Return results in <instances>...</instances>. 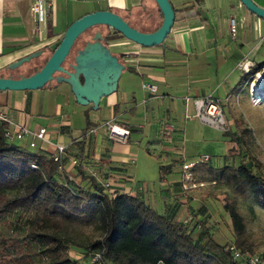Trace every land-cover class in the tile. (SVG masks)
I'll return each mask as SVG.
<instances>
[{
	"label": "crops",
	"instance_id": "obj_1",
	"mask_svg": "<svg viewBox=\"0 0 264 264\" xmlns=\"http://www.w3.org/2000/svg\"><path fill=\"white\" fill-rule=\"evenodd\" d=\"M48 1L47 21L38 24L29 0H0V72L12 67L13 73L26 75L51 56L71 23L97 10H112L142 31H153L163 21L155 0ZM253 1L264 8V0ZM171 2L176 19L164 44L144 46L103 25L79 38L84 37L77 51L102 32L112 56L113 83L97 73L83 74L79 66L80 81L89 82L95 94L60 73L40 89L0 90V112L33 131L47 129V139L35 149L29 148V138L15 144L51 157L58 144L66 146L63 178L83 188L91 186V178L99 184L111 181L112 194L139 196L163 215L185 221L192 214L210 227L196 191L187 193L183 187L182 166L201 154L194 135L199 133L197 142H203L207 133L213 137L217 132L195 116L201 104L195 101L210 95L224 100L239 90L241 76L264 57V18L241 0ZM231 17L238 21L236 37L230 33ZM189 115L193 123L187 121ZM110 119L130 130L125 140L109 135L103 124ZM210 229L221 243L233 239L232 233Z\"/></svg>",
	"mask_w": 264,
	"mask_h": 264
},
{
	"label": "trees",
	"instance_id": "obj_2",
	"mask_svg": "<svg viewBox=\"0 0 264 264\" xmlns=\"http://www.w3.org/2000/svg\"><path fill=\"white\" fill-rule=\"evenodd\" d=\"M159 11L163 16L160 7ZM76 53L75 45L66 67ZM47 60L36 63L26 75L39 71ZM263 69L264 60L255 62L236 89ZM13 71L7 67L0 77L21 75ZM5 127L0 121V224L11 231L0 230V264H244L233 257L229 246L253 253L261 246L249 230L240 202L252 200L264 209L263 164L242 153L254 136L238 117L223 133L229 134L232 149L239 150V164L199 161L189 169L197 182L226 186L233 194L227 207L233 239L226 243L194 216L192 221H180L163 215L139 196L108 193L93 178L89 188L74 184L62 177L53 157L6 139ZM160 170L164 175V167ZM88 226L101 234L83 242ZM72 247L82 248L83 256L73 258ZM97 254L101 260L93 262Z\"/></svg>",
	"mask_w": 264,
	"mask_h": 264
},
{
	"label": "rangeland",
	"instance_id": "obj_3",
	"mask_svg": "<svg viewBox=\"0 0 264 264\" xmlns=\"http://www.w3.org/2000/svg\"><path fill=\"white\" fill-rule=\"evenodd\" d=\"M83 38L84 37L80 39L78 45L81 44ZM262 60H264V57H262L261 61ZM260 73L264 77L263 69L261 72L250 77L246 86L241 90L239 89L235 91L230 98L224 100L221 99L222 102L224 101L223 104L226 107L224 114L227 125L223 123V126L225 127L222 126V129L217 127V125H220L216 122V127L213 128H215V131L217 132L213 137L212 134L207 133V141L197 142L199 133L194 135L197 143L195 145L197 146L196 150L201 154L204 151H207L206 153L211 156L209 161L211 164H214L215 166L226 164L237 166L239 164V150L232 149L233 143L229 139V134L221 132L231 129L234 119L238 117L252 130L254 136V140L248 143L250 148L244 147L242 153H244L246 157L253 156L261 161L264 170V88L256 89L255 86V83L260 80V77L258 76ZM202 113H204V111H202ZM195 116L201 119L198 115V111H196ZM188 117L190 118H188L187 121L193 123V116L189 115ZM195 121V123H198L197 119ZM188 139L190 143L191 139L193 140V137L191 136ZM201 154L198 155L196 161L202 157ZM183 183H187L184 181V178ZM187 185V188L183 186L187 193L193 190L196 191V194L200 197V200L206 209V222L209 223L210 227L215 229V231H222L225 235H231V222L227 207L232 201L233 194L229 188L216 184L197 182L194 177L190 183H187ZM240 206L248 220L249 230L261 241V246L255 253L264 256V209L253 203L252 200L241 201ZM189 216L193 215L190 214ZM188 217L186 220H188ZM0 230L3 232L11 231L7 224H0ZM100 234V231L93 226H88L83 230L82 240L83 242H88L100 237ZM71 254L73 258L77 259L78 257L83 256V249L80 247H72ZM85 264L87 263L85 262Z\"/></svg>",
	"mask_w": 264,
	"mask_h": 264
},
{
	"label": "water",
	"instance_id": "obj_4",
	"mask_svg": "<svg viewBox=\"0 0 264 264\" xmlns=\"http://www.w3.org/2000/svg\"><path fill=\"white\" fill-rule=\"evenodd\" d=\"M163 13V21L158 29L154 31H142L136 27H133L126 19L120 14L109 10H97L88 13L78 19H76L68 27L62 41L58 47L54 50L51 56L48 58L45 65L37 72L31 75H20L18 78L13 75L8 77H0V90H31L40 89L52 82L56 78V74L63 73L69 76V78L75 82L82 91L91 93L92 87L89 82L82 83L79 78V67L83 65V74L100 73L103 68L102 65L91 66V61H99L105 57H111L110 50L102 43L86 41L84 46L77 51L75 57L76 65L71 63V67H74L75 72H71L65 67V62L71 54L78 39L85 34L88 30L96 26H107L114 30L119 31L127 39L134 41L144 46H155L164 44V41L170 34L173 24L176 19L175 8L171 0H155ZM242 3L253 13L261 18H264V8L257 5L253 0H241ZM96 37L103 38L101 31H97ZM98 45H101L100 47ZM99 47V48H98ZM109 51V54L107 53ZM28 58L27 60H30ZM117 61V59H114ZM93 92V91H92ZM79 101L82 99V95H78ZM98 97H94V101ZM82 102V101H81ZM88 102V100H83Z\"/></svg>",
	"mask_w": 264,
	"mask_h": 264
},
{
	"label": "built area",
	"instance_id": "obj_5",
	"mask_svg": "<svg viewBox=\"0 0 264 264\" xmlns=\"http://www.w3.org/2000/svg\"><path fill=\"white\" fill-rule=\"evenodd\" d=\"M29 2L31 5V11L35 17L36 22L38 24H45L47 21V16L50 12L49 1L48 0H29ZM229 29L233 37H236L238 35L239 27H238V21L236 17H231L229 19ZM146 87L151 90L155 89V86L152 84H147ZM195 102L196 104H198V102L201 103L199 104V107H198V115L203 121H205L206 123H208L209 125L213 127H216L215 124L217 122L220 125V126L217 125V127H220L221 129L224 124L227 125L225 114H224V111H225L224 104L220 98L210 95L205 100H196ZM202 111H204V113H202ZM0 121L6 123L4 136L9 141H23L26 138H29V144H28L29 148L35 149L39 141H44L47 139L46 138V134H47L46 128H41L38 131H33L23 124L14 122L7 114L3 112H0ZM103 125L108 129L109 135L115 139L125 140L130 134V130L119 125L115 121V119L107 120ZM227 130L229 131L230 129H227ZM94 131H96V129L91 130V132H94ZM65 155H66V146L63 144H58L57 151L52 157L55 161L58 162V169L60 172H62L65 167ZM210 159H211V156L209 154H204L197 161L185 163L183 165L184 181L187 183H190V181L193 179V175L189 169L195 164V162H199V161L208 162L210 161ZM72 163L74 165H78L79 160L76 158H73ZM187 183H183V186L185 188L188 187ZM102 186L105 189V191H107L108 193H111V188H112L111 181L102 182ZM192 219H193V216L188 217L189 221H192ZM229 250L232 252L233 257L236 260L242 261V263L244 264H264V258L259 253L243 251L239 247H237L235 244H231L229 246ZM100 260H101V257L99 254H97L93 258V262H99Z\"/></svg>",
	"mask_w": 264,
	"mask_h": 264
},
{
	"label": "flooded vegetation",
	"instance_id": "obj_6",
	"mask_svg": "<svg viewBox=\"0 0 264 264\" xmlns=\"http://www.w3.org/2000/svg\"><path fill=\"white\" fill-rule=\"evenodd\" d=\"M95 34H96V32L92 35V37L93 36H95ZM83 36V35H82ZM78 41H79V39H78ZM78 41H77V43H78ZM92 42H98V43H102L104 46H107V39L105 38V37H103V38H99V37H96L94 40H91ZM77 43L75 44V45H77ZM99 47L101 46V45H98ZM98 47V48H99ZM108 47V46H107ZM108 54H109V51L107 52ZM111 59H112V56L111 57H105V58H102L101 60H99L98 62H100V63H102L103 64V68L101 69V71H100V73H98L99 74V76H100V79L102 80V81H107V82H111V83H113L115 80H116V76H115V74L113 73V65L111 64ZM75 61H73V63H74ZM76 65V64H75ZM80 65H78L77 67H79ZM66 67V66H65ZM67 69H71V65L70 64H68L67 65V67H66ZM84 68V66L83 65H81V69H83ZM71 71V70H70ZM59 74V73H58ZM57 74V75H58ZM94 93V92H93ZM92 93V94H93ZM96 93V92H95ZM94 93V94H95Z\"/></svg>",
	"mask_w": 264,
	"mask_h": 264
},
{
	"label": "bare ground",
	"instance_id": "obj_7",
	"mask_svg": "<svg viewBox=\"0 0 264 264\" xmlns=\"http://www.w3.org/2000/svg\"><path fill=\"white\" fill-rule=\"evenodd\" d=\"M258 76L260 77V80H258V81L255 83L256 89L264 88V77L262 76L261 73L258 74Z\"/></svg>",
	"mask_w": 264,
	"mask_h": 264
}]
</instances>
